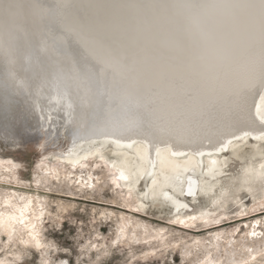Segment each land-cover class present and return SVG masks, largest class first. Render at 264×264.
Wrapping results in <instances>:
<instances>
[{"label":"snow or ice","instance_id":"6c2138e0","mask_svg":"<svg viewBox=\"0 0 264 264\" xmlns=\"http://www.w3.org/2000/svg\"><path fill=\"white\" fill-rule=\"evenodd\" d=\"M73 7L61 0L56 13L62 31L53 35L45 29L39 37L42 52H51L58 62L67 63V71L59 76L60 84L71 82L76 90L74 104L68 89L59 87L58 95L51 101L59 107L50 108L46 117H40L52 120L53 111L64 113L72 147L66 156L57 157L61 163L73 170L86 169L89 167L86 162L91 160L95 168H109L115 187L121 188L120 181L126 182V203H135L136 212L149 206L145 201L150 197L157 201L161 196L179 212L188 208V204L180 203L176 195L197 196L196 181L191 178H187L185 191L183 174H195L197 169L205 174V156L210 159L206 174L213 177L218 163L213 157L230 148H239L238 142L246 143L249 138L261 142L257 151L264 159V0H167L164 3L89 0L76 6L83 10V16L71 15ZM73 41L78 52L72 49ZM39 150L41 154L47 151V141L39 144ZM106 152L117 158L123 156L125 160L134 154L141 164L130 170L116 161L110 162ZM49 160L50 157L44 156L35 165L38 187L47 185L49 177L60 179V172L49 169L45 163ZM7 163L10 172L20 167L12 161ZM64 171V179L73 180L66 168ZM252 171L248 169L247 174L251 175ZM145 176L151 178V186H147L137 203L133 201V193ZM92 180L89 174L87 180L74 182L81 188H93ZM96 183H101L100 179ZM199 191L209 195L211 186L205 185ZM233 195L231 190L221 191L219 198L213 199V207L222 206ZM11 196L17 198L15 192ZM18 199L26 201L22 208H16L18 216L5 217L0 213V234H7L11 243L18 231L26 230L29 239H21V244H31L36 249L52 248L41 242L38 224L32 222L43 221L44 208L37 212L31 198ZM253 200L248 208L242 200L233 199L237 206L234 215L248 216L258 210L264 214V199L256 201L253 197ZM4 203L15 207L10 199ZM29 212L31 219L27 218ZM215 217L216 213L201 212L199 216L178 217L170 223L192 228L197 226V221L204 225L219 224L229 218ZM261 223L264 220H256L251 225L252 231L245 233V238L261 237L259 247H244L247 255L228 264H264V233L256 231ZM130 227L127 221L121 224L114 243L119 244L122 238L127 242L126 231ZM143 227L144 235L148 236L147 226ZM249 227L244 224L245 229ZM240 231L235 228L230 235ZM224 235L218 232L216 239ZM137 237L138 233L132 231V242L139 244ZM163 238L162 231L153 236V239ZM143 242L149 243L146 239ZM245 242L241 239L227 243L234 250ZM200 245L201 241H195V252L189 249L185 253L194 256L186 264H211L208 259H199ZM184 248L189 246L185 244ZM89 249L99 251L89 241L81 252ZM207 251L204 250L205 254ZM99 261L98 255L94 264Z\"/></svg>","mask_w":264,"mask_h":264},{"label":"rangeland","instance_id":"374dc122","mask_svg":"<svg viewBox=\"0 0 264 264\" xmlns=\"http://www.w3.org/2000/svg\"><path fill=\"white\" fill-rule=\"evenodd\" d=\"M18 134L21 138L18 142L0 135V213H4L5 216L12 214L18 216L16 208H22L26 203L18 197L31 198L38 209L43 207L45 212L43 221H37L41 242L53 247L36 249L31 244L27 246L21 244V239H29L26 230L18 231L11 243L8 242L7 234H0V261H5L6 264H42L45 260L49 261V264H62L63 261H67L68 264H77L78 261L79 264H94L98 255L99 264H186L187 261L194 259L193 255L185 253L189 249L195 252V241H201L199 256L201 261L208 259L211 264H228L233 259L239 260L247 255L243 252L244 247L262 242L261 237L245 238V233L252 231L251 225L256 220H264V214L258 210L248 216L237 217L234 215L237 206L233 202V199H240L246 207L251 208L254 203L253 197L256 201L264 199V181L250 180L246 172L248 167L258 169L264 164V159L257 151L261 142L255 143L256 141L249 140L241 143L239 148L224 153L227 163L223 166L222 172L211 179L215 186L209 195H204L202 192H199L195 198L177 195L188 204V208H182L179 213L173 212L171 205L164 203L158 206L149 198L145 201L149 206L136 212L120 197L127 192L126 188L114 187L110 179H103L102 175H106L105 168H95L93 163L86 169L68 168L73 180H65L63 175L59 180L49 177L47 185L41 184L38 187L35 182L37 174L35 165L44 156H48L50 160L45 163L50 169L56 161L55 157L68 151V136L63 133L58 139H54L45 132L25 134L20 130ZM46 141L47 151L41 154L39 144ZM105 155L109 159H114L110 152H106ZM8 161L20 167L10 172ZM89 174L93 177L90 181L94 185L93 188H81L79 183L74 182L87 180ZM97 178L101 183H96ZM146 189L145 181H140L134 191L138 201L139 196H142ZM228 190L234 195L230 196L222 206L213 207V199L219 198L221 191ZM13 192L16 193L17 198L11 196ZM8 199L15 207L4 203ZM37 201L40 203L38 204ZM201 212L216 213L215 218L221 215L229 218L221 220L219 224L204 225L201 221H197V226L192 228L170 223L178 217L186 219L188 215H200ZM27 215L30 217V212ZM121 217L126 220H121ZM126 221L131 225L126 231L128 240L125 242L122 238L121 242L116 244L114 241L119 226ZM137 224L141 227L137 228ZM244 224H249L250 227L245 229ZM145 225L150 233L148 236L144 235ZM16 227L22 229L21 225ZM235 228H240L241 231L231 236ZM132 231L138 233L137 238L141 241L139 244L132 242ZM161 231L164 238L153 239V236ZM256 231L264 233V223L258 225ZM218 232L225 234L220 240L216 239ZM145 239L149 243H144ZM241 239L246 241L242 247L234 250L229 248L227 243L229 240ZM89 241L97 245L99 251L89 249L82 253L81 248L86 247ZM185 244L189 248H184ZM205 249L208 250L207 254L204 252ZM105 252L107 255L104 254ZM145 253H155V255L146 256ZM16 256L20 258L17 260Z\"/></svg>","mask_w":264,"mask_h":264},{"label":"bare ground","instance_id":"6f19581e","mask_svg":"<svg viewBox=\"0 0 264 264\" xmlns=\"http://www.w3.org/2000/svg\"><path fill=\"white\" fill-rule=\"evenodd\" d=\"M66 2L74 6L70 9L71 15L83 16V10L76 6L87 3V0H66ZM155 2L164 3L167 0H155ZM59 3L61 0H3L0 3V9H2L0 11V135L13 142H18L19 130L25 134L45 132L54 139H58L64 133L69 139V150L72 147L71 133L66 131L68 126L63 111H53L51 113L52 120L40 119L42 115L45 117L48 115L50 108L59 107V105L51 103L53 98L58 95L59 87H66L69 91V98L74 104L77 102L76 90L71 82L61 85L59 81L61 72L67 71V63L61 64L54 54L40 50L39 37L43 30L46 29L53 35L62 31V25L58 22L56 13ZM72 49L76 52L79 51L74 41L72 42ZM249 140L256 141L251 138L247 141ZM255 143L260 142L256 141ZM62 154L66 156L67 152ZM62 154L57 155V157ZM57 157H55L56 161L50 169H57L60 176H65L64 169L66 168L69 174L68 168L71 166L61 163ZM106 158L109 159L107 156ZM213 158L218 160L215 166L216 175L213 177L206 174L210 166V159L205 156L203 158V173L205 174H202L200 169H197L195 174L192 172L183 174L185 191L187 190V178L196 181L197 194L201 192L199 189L205 185L211 186L212 191L215 185L211 179L220 174L223 166L227 163L224 153ZM179 160L182 162L183 158H179ZM109 161H116L130 170H135L141 164V161L134 154H129L127 160L122 156L114 157ZM96 162H99L98 159ZM86 163L91 166L93 162L90 160ZM259 168H252V174L249 175L250 178L248 177L250 180L262 179L264 181V169H261V165ZM248 169L251 168L248 167ZM157 171H159V166H157ZM105 172L106 175H102V178L111 180L110 169L105 168ZM160 179L162 180L163 177ZM142 180L145 181L146 186H151V178L145 176L139 182ZM120 184L121 188L125 187L127 190L126 193L119 195L126 203L127 184L125 181H120ZM167 191L171 193V189H167ZM176 198L180 203H185L177 195ZM133 201L140 202L135 198L134 193ZM154 202L157 205L167 203L172 206L173 212H177L175 206L165 201L163 196ZM32 203L33 210L38 212L39 209L33 200ZM126 205L135 208V203L127 202ZM31 216L32 213L30 212V217L27 215V218L31 219ZM32 222L37 223V221ZM253 245L259 247L260 243H253L251 246Z\"/></svg>","mask_w":264,"mask_h":264},{"label":"clouds","instance_id":"9594fccd","mask_svg":"<svg viewBox=\"0 0 264 264\" xmlns=\"http://www.w3.org/2000/svg\"><path fill=\"white\" fill-rule=\"evenodd\" d=\"M3 2V0H0V3H2ZM87 2H89V0H87ZM0 11H2V9H0Z\"/></svg>","mask_w":264,"mask_h":264}]
</instances>
